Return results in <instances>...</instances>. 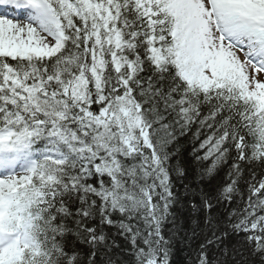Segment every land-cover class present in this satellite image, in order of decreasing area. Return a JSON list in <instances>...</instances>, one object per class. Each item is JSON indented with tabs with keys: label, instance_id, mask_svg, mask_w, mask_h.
Wrapping results in <instances>:
<instances>
[{
	"label": "snow or ice",
	"instance_id": "1",
	"mask_svg": "<svg viewBox=\"0 0 264 264\" xmlns=\"http://www.w3.org/2000/svg\"><path fill=\"white\" fill-rule=\"evenodd\" d=\"M0 264H264V0H0Z\"/></svg>",
	"mask_w": 264,
	"mask_h": 264
},
{
	"label": "trees",
	"instance_id": "2",
	"mask_svg": "<svg viewBox=\"0 0 264 264\" xmlns=\"http://www.w3.org/2000/svg\"><path fill=\"white\" fill-rule=\"evenodd\" d=\"M190 149V145H185V148H184V152H185V156H186V153L187 151ZM187 158V157H186Z\"/></svg>",
	"mask_w": 264,
	"mask_h": 264
}]
</instances>
